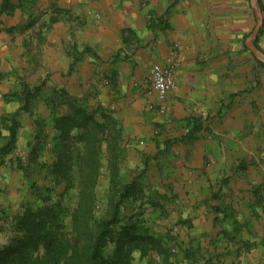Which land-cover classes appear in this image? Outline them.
Wrapping results in <instances>:
<instances>
[{
    "label": "crops",
    "instance_id": "1",
    "mask_svg": "<svg viewBox=\"0 0 264 264\" xmlns=\"http://www.w3.org/2000/svg\"><path fill=\"white\" fill-rule=\"evenodd\" d=\"M0 2L7 16H23L6 23L0 68L40 85L31 89L50 108L44 122L72 104L98 107L92 115L108 122L105 147L140 154L151 201L180 199L193 224L199 217L203 231L215 228L217 248H230L232 262L264 264V68L246 45L249 3ZM169 56L176 88L160 114L146 107L144 89L151 65Z\"/></svg>",
    "mask_w": 264,
    "mask_h": 264
},
{
    "label": "rangeland",
    "instance_id": "2",
    "mask_svg": "<svg viewBox=\"0 0 264 264\" xmlns=\"http://www.w3.org/2000/svg\"><path fill=\"white\" fill-rule=\"evenodd\" d=\"M245 1L249 3L253 19L246 33L249 35L256 24L257 14H253L250 0ZM257 1L260 8L262 5L264 21V0ZM7 8L0 2L1 23L5 25L0 26L2 52H5L7 47L2 42L6 43L8 37L7 32L3 31L6 29V23L23 17L20 14L16 17L7 16ZM255 40L264 49V30L257 34ZM257 60V66L264 68ZM15 82L17 83L13 84ZM20 86L23 88L27 86L31 91L28 110H19L22 106ZM39 86L35 83L29 84L21 76L14 78L13 75L2 73L0 68V145L6 142L9 118L17 111L20 113L16 116L21 122L16 148L5 156L0 166V248L7 245L15 234L14 216L28 205L39 206L57 202L59 206L56 210L63 211L69 217L70 212L75 211L83 189L78 182L85 177V172L90 171L87 167L79 169V165H84L78 161L72 162L73 166L68 170H62L61 167L60 172L53 171V164L63 144V131L57 128L56 119L53 123L44 122L43 118L49 113L50 108L39 103L41 98L34 99L31 89ZM82 106L87 107L89 113L98 109L96 107V110H92V107L90 109L88 106ZM52 110L56 111L57 107L53 106ZM67 111L70 113L69 107ZM107 114L111 113L107 111ZM51 127L57 129L59 133L51 136ZM99 135L102 146L100 145L101 153L98 158L101 161L93 187L94 202L91 211L97 219L106 217L111 212L113 202L120 198L121 192L124 193V187L132 191V195L122 200L121 220L116 226L118 232H122L126 243L128 239L133 242L130 244L132 247L130 264H242L240 261L232 262L231 255L227 258V255L231 254L230 248L228 251L217 248L214 227L203 231L198 216L196 224L191 222L188 215L184 214L187 211L186 204L180 199L167 202L151 201L149 193L152 192V186L145 184L146 180L140 178L143 172L140 174L138 172H141L142 166L136 165L140 162H136L140 154L138 156L136 153L119 154L116 147L107 150L103 131ZM143 157L141 158L144 160ZM109 167L116 172L117 185L110 183ZM71 225L69 221L68 229H71ZM123 227L128 229L127 233H123Z\"/></svg>",
    "mask_w": 264,
    "mask_h": 264
},
{
    "label": "trees",
    "instance_id": "3",
    "mask_svg": "<svg viewBox=\"0 0 264 264\" xmlns=\"http://www.w3.org/2000/svg\"><path fill=\"white\" fill-rule=\"evenodd\" d=\"M263 30L264 21L259 33ZM257 61L264 67L263 62ZM30 92L24 86L20 111L29 109ZM69 108L70 113L56 120L57 128L63 131V144L53 164V171L60 172L61 167L68 170L75 161L83 163L84 166L79 165V169H90L78 182L83 189L77 207L68 217L63 211L56 210L59 206L57 202L26 206L14 216L15 234L7 245L0 248V264H130V244L133 242L128 239L126 243L116 226L121 220L122 200L132 195V191L124 187V193L121 192L120 198L113 202L111 212L106 217L97 219L91 211L93 187L101 161L98 158L102 142L99 133L107 123L99 122L82 105L72 104ZM19 113L17 111L9 118L7 140L0 145V166L5 156L16 148L21 127L16 116ZM113 132L115 134H112L111 140L114 141L117 135L116 131ZM114 148L111 145V149ZM116 176L114 169L109 167L111 185H117ZM67 218L72 224L71 229H68ZM125 227L122 228L123 233L128 231Z\"/></svg>",
    "mask_w": 264,
    "mask_h": 264
},
{
    "label": "built area",
    "instance_id": "4",
    "mask_svg": "<svg viewBox=\"0 0 264 264\" xmlns=\"http://www.w3.org/2000/svg\"><path fill=\"white\" fill-rule=\"evenodd\" d=\"M177 65L174 57L164 62L153 63L149 70V80L144 89L145 105L149 110L164 114L167 110L168 95L176 88L174 70Z\"/></svg>",
    "mask_w": 264,
    "mask_h": 264
},
{
    "label": "water",
    "instance_id": "5",
    "mask_svg": "<svg viewBox=\"0 0 264 264\" xmlns=\"http://www.w3.org/2000/svg\"><path fill=\"white\" fill-rule=\"evenodd\" d=\"M251 6L253 7L255 13L257 14V20L256 24L251 31V33L246 37V45L249 47V49L252 51V53L255 55V57L264 63V53L261 52L257 46L255 45L254 39L257 36V34L260 31V28L263 24V17L261 13V8L259 6V3L257 0H250Z\"/></svg>",
    "mask_w": 264,
    "mask_h": 264
}]
</instances>
